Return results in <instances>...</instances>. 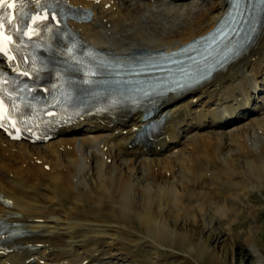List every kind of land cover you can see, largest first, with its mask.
<instances>
[{
    "label": "bare ground",
    "instance_id": "6f19581e",
    "mask_svg": "<svg viewBox=\"0 0 264 264\" xmlns=\"http://www.w3.org/2000/svg\"><path fill=\"white\" fill-rule=\"evenodd\" d=\"M66 1L92 10L90 20L73 22L88 42L121 53L178 47L211 29L228 7V0ZM163 112L171 119L153 154L130 145L137 114L115 123L81 119L80 128L65 126L44 146L0 130V216L25 229L14 249H0V264H92L97 254L127 256L124 242L138 235L157 250L167 241L190 245L182 228L197 222L194 205L202 210L218 199L219 179L241 186L244 174L264 165V22L247 53ZM246 117L251 127L238 122ZM170 136L176 141L159 150Z\"/></svg>",
    "mask_w": 264,
    "mask_h": 264
},
{
    "label": "rangeland",
    "instance_id": "374dc122",
    "mask_svg": "<svg viewBox=\"0 0 264 264\" xmlns=\"http://www.w3.org/2000/svg\"><path fill=\"white\" fill-rule=\"evenodd\" d=\"M144 39L147 41L150 38L145 36ZM250 118H245L241 124L245 123L246 127L249 124L251 127ZM232 126L234 125L224 127L229 130ZM208 131L214 132L213 128H209ZM44 144H47V141L37 145ZM84 148L82 151L85 155L92 152L90 148L86 147L87 150ZM94 149L92 147V150ZM208 173L207 176L211 178V171ZM251 174L250 172L251 177L244 174L247 175L246 178L243 177L245 186H242V183L241 186L232 185L219 179V184H215L222 187L215 190L218 192L220 189L216 201L209 200L202 210L199 204L194 203L192 213L199 218L195 224H191L192 226L189 224L192 228L189 225L182 228L184 234L188 233L185 238L189 240L190 245L182 241L177 243L167 241L168 243H160L157 250L151 237L138 235L137 240L131 238L127 243L124 242L127 244L126 249L130 251L127 256L116 251L105 255L97 254L98 258L92 264H264V165L260 172ZM237 177L234 178L237 180L242 178ZM178 224H181V220ZM134 225L135 229L139 227L138 222H134Z\"/></svg>",
    "mask_w": 264,
    "mask_h": 264
},
{
    "label": "snow or ice",
    "instance_id": "6c2138e0",
    "mask_svg": "<svg viewBox=\"0 0 264 264\" xmlns=\"http://www.w3.org/2000/svg\"><path fill=\"white\" fill-rule=\"evenodd\" d=\"M6 0H0V4H3L5 3ZM15 2V0H13V3ZM34 2L36 3H40V0H34ZM22 15H27L26 13H22ZM53 16H54V13H53ZM46 17H41V20L45 19ZM9 27L11 28V25H9ZM4 29V24L3 23H0V44H2V39H3V30ZM18 37H22V36H26L28 35V32H27V29L24 28L23 30L22 29H15ZM69 52H71V49L68 50ZM25 75H27V73H24ZM0 102H2V98H0ZM2 126V125H0Z\"/></svg>",
    "mask_w": 264,
    "mask_h": 264
}]
</instances>
